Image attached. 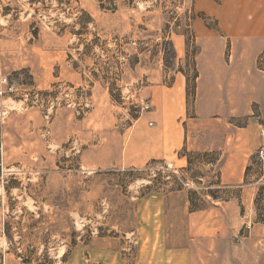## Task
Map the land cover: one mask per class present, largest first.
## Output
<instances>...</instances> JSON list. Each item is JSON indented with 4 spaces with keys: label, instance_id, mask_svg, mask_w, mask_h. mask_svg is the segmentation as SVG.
Returning <instances> with one entry per match:
<instances>
[{
    "label": "rangeland",
    "instance_id": "obj_1",
    "mask_svg": "<svg viewBox=\"0 0 264 264\" xmlns=\"http://www.w3.org/2000/svg\"><path fill=\"white\" fill-rule=\"evenodd\" d=\"M223 36L195 0H0V264H109L104 239L129 264L147 197L185 189L193 211L228 196L215 186L214 167L200 163H214L217 152L203 158L183 147L185 166L137 162L135 152L152 126L148 87L178 73L190 92L199 74L203 83L212 75L225 88L207 119L217 128L225 117L237 126L253 120L263 143L264 108L254 102L245 114L239 92L226 86L245 64V45ZM254 65L264 70V51ZM250 158L248 178L260 180L250 210L262 216L264 172L257 177L256 150ZM243 260L264 264V250L247 243L217 263Z\"/></svg>",
    "mask_w": 264,
    "mask_h": 264
},
{
    "label": "crops",
    "instance_id": "obj_2",
    "mask_svg": "<svg viewBox=\"0 0 264 264\" xmlns=\"http://www.w3.org/2000/svg\"><path fill=\"white\" fill-rule=\"evenodd\" d=\"M195 8L215 18L216 27L224 33V42L229 39L231 43L245 45V64L242 63L241 70L235 71V76L226 84L230 86L228 93L232 95L234 88L239 92L238 99L241 108L245 107V114L251 112L254 102L264 108V70L254 65L264 51V0H195ZM196 21L211 38L222 42L216 37L217 31L208 30L203 20ZM208 55L211 56V52ZM210 56L207 60H214ZM201 75L197 76V84L191 92L182 73L173 74L171 79L168 75L163 84L148 87L154 110L144 117L151 120L152 126L145 130L149 138L138 147L139 152L135 151L142 150L137 162L143 158L163 157L185 166L187 155L180 152L183 147L190 152L201 151L203 158L207 155L204 152H217L214 163L204 160L200 163L204 168L214 167V173L217 172L214 178L218 180L215 186L223 187L228 196L193 211L188 209L185 189L162 191L147 197L143 204L145 210L138 208L134 229L136 245L129 264H219L218 257L228 260L235 251L245 252L247 243L264 250V214L258 216L257 211L250 210L256 200V183H260V180H252L254 175L248 178L249 168L254 169L250 157L261 144L255 122L250 120L237 126L225 117L221 127H214V121L207 116L221 104L219 93L225 87L217 84L212 75L205 77L203 83ZM229 96L228 106L232 110L228 114H232L235 104L233 96ZM143 125L141 122L135 131L140 138ZM150 139L158 141L157 146L149 143ZM259 170L257 177L262 175L260 164ZM167 203L171 206L165 212ZM144 218L146 221L142 224ZM102 242L100 252H104L105 263L125 264L117 256L120 245L110 246L106 239ZM109 252L113 253L110 259L106 258ZM220 252H225V256Z\"/></svg>",
    "mask_w": 264,
    "mask_h": 264
},
{
    "label": "built area",
    "instance_id": "obj_3",
    "mask_svg": "<svg viewBox=\"0 0 264 264\" xmlns=\"http://www.w3.org/2000/svg\"><path fill=\"white\" fill-rule=\"evenodd\" d=\"M260 135L263 143L256 150V155L261 165L262 172H264V125L260 127Z\"/></svg>",
    "mask_w": 264,
    "mask_h": 264
}]
</instances>
